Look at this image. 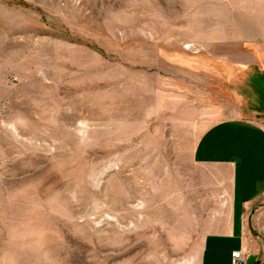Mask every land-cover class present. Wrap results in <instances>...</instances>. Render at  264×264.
Masks as SVG:
<instances>
[{
    "label": "rangeland",
    "instance_id": "rangeland-1",
    "mask_svg": "<svg viewBox=\"0 0 264 264\" xmlns=\"http://www.w3.org/2000/svg\"><path fill=\"white\" fill-rule=\"evenodd\" d=\"M229 118L264 126V0H0V264H204Z\"/></svg>",
    "mask_w": 264,
    "mask_h": 264
},
{
    "label": "crops",
    "instance_id": "crops-1",
    "mask_svg": "<svg viewBox=\"0 0 264 264\" xmlns=\"http://www.w3.org/2000/svg\"><path fill=\"white\" fill-rule=\"evenodd\" d=\"M193 160L218 169L227 182L228 221L207 232L203 262L232 264V251L248 247L246 214L264 198V126L238 118L215 121L197 136Z\"/></svg>",
    "mask_w": 264,
    "mask_h": 264
},
{
    "label": "built area",
    "instance_id": "built-area-1",
    "mask_svg": "<svg viewBox=\"0 0 264 264\" xmlns=\"http://www.w3.org/2000/svg\"><path fill=\"white\" fill-rule=\"evenodd\" d=\"M232 264H248V258L244 251L235 250L231 253Z\"/></svg>",
    "mask_w": 264,
    "mask_h": 264
}]
</instances>
